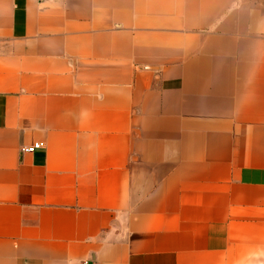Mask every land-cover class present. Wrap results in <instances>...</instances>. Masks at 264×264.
<instances>
[{"label": "crops", "instance_id": "crops-1", "mask_svg": "<svg viewBox=\"0 0 264 264\" xmlns=\"http://www.w3.org/2000/svg\"><path fill=\"white\" fill-rule=\"evenodd\" d=\"M0 264H264V0H0Z\"/></svg>", "mask_w": 264, "mask_h": 264}, {"label": "built area", "instance_id": "built-area-1", "mask_svg": "<svg viewBox=\"0 0 264 264\" xmlns=\"http://www.w3.org/2000/svg\"><path fill=\"white\" fill-rule=\"evenodd\" d=\"M42 147V142H33L31 145L26 146V147H22L20 148L21 152H31L33 151L35 148H39Z\"/></svg>", "mask_w": 264, "mask_h": 264}]
</instances>
